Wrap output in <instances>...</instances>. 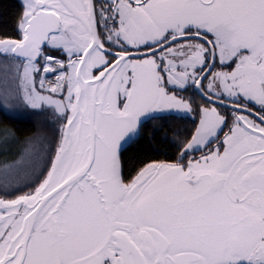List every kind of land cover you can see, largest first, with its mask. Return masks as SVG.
<instances>
[{
    "label": "snow or ice",
    "instance_id": "1",
    "mask_svg": "<svg viewBox=\"0 0 264 264\" xmlns=\"http://www.w3.org/2000/svg\"><path fill=\"white\" fill-rule=\"evenodd\" d=\"M19 7L0 112L42 121L0 127V264H264V0Z\"/></svg>",
    "mask_w": 264,
    "mask_h": 264
},
{
    "label": "trees",
    "instance_id": "2",
    "mask_svg": "<svg viewBox=\"0 0 264 264\" xmlns=\"http://www.w3.org/2000/svg\"><path fill=\"white\" fill-rule=\"evenodd\" d=\"M19 6L20 0H0V24L7 21L11 25L20 11ZM41 121L42 117L30 114L24 110L19 112L16 120H5L3 113L0 112V127L7 124L8 127L15 128L21 138L39 130ZM149 126H151V122H149ZM188 126L189 121L186 119L174 118L168 121L169 128H184ZM161 132H163V129H161ZM152 148L156 150L151 153L153 158L156 159L164 158L163 153L171 150L167 145V141L161 143L158 140L152 142Z\"/></svg>",
    "mask_w": 264,
    "mask_h": 264
}]
</instances>
